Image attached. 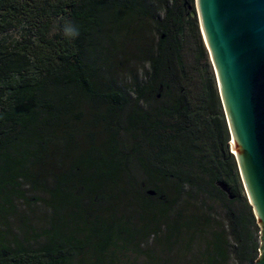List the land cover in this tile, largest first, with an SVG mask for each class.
Returning <instances> with one entry per match:
<instances>
[{"label":"trees","instance_id":"obj_1","mask_svg":"<svg viewBox=\"0 0 264 264\" xmlns=\"http://www.w3.org/2000/svg\"><path fill=\"white\" fill-rule=\"evenodd\" d=\"M231 141L196 0H0V264H256Z\"/></svg>","mask_w":264,"mask_h":264},{"label":"water","instance_id":"obj_2","mask_svg":"<svg viewBox=\"0 0 264 264\" xmlns=\"http://www.w3.org/2000/svg\"><path fill=\"white\" fill-rule=\"evenodd\" d=\"M264 264V0H196ZM234 142V152H233Z\"/></svg>","mask_w":264,"mask_h":264},{"label":"clouds","instance_id":"obj_3","mask_svg":"<svg viewBox=\"0 0 264 264\" xmlns=\"http://www.w3.org/2000/svg\"><path fill=\"white\" fill-rule=\"evenodd\" d=\"M64 34L66 36H70V37H76L79 35V30L72 26V25H66L65 28H64Z\"/></svg>","mask_w":264,"mask_h":264},{"label":"rangeland","instance_id":"obj_4","mask_svg":"<svg viewBox=\"0 0 264 264\" xmlns=\"http://www.w3.org/2000/svg\"><path fill=\"white\" fill-rule=\"evenodd\" d=\"M13 35H17L16 33H14ZM204 38V37H203ZM204 41H205V39H204ZM206 44V43H205ZM209 55H210V53H209ZM210 59H211V56H210ZM211 63L213 64V62H212V60H211ZM214 67V66H213ZM214 70H215V68H214ZM216 73V72H215ZM217 76V75H216ZM219 85V84H218ZM224 106V105H223ZM225 110V109H224ZM225 114H226V112H225ZM227 117V116H226ZM228 121V120H227ZM232 142V141H231ZM231 149H232V147H231ZM260 257H261V254H260Z\"/></svg>","mask_w":264,"mask_h":264},{"label":"bare ground","instance_id":"obj_5","mask_svg":"<svg viewBox=\"0 0 264 264\" xmlns=\"http://www.w3.org/2000/svg\"><path fill=\"white\" fill-rule=\"evenodd\" d=\"M233 152H234V142H233ZM235 153V152H234Z\"/></svg>","mask_w":264,"mask_h":264}]
</instances>
